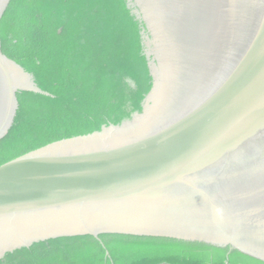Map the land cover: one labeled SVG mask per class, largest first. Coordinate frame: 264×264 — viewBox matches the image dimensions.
Segmentation results:
<instances>
[{
    "label": "water",
    "instance_id": "obj_1",
    "mask_svg": "<svg viewBox=\"0 0 264 264\" xmlns=\"http://www.w3.org/2000/svg\"><path fill=\"white\" fill-rule=\"evenodd\" d=\"M11 1L0 0V23ZM128 2L150 32L143 111L0 166V259L40 241L120 234L264 263V0ZM20 92L50 95L0 39V142Z\"/></svg>",
    "mask_w": 264,
    "mask_h": 264
},
{
    "label": "trees",
    "instance_id": "obj_2",
    "mask_svg": "<svg viewBox=\"0 0 264 264\" xmlns=\"http://www.w3.org/2000/svg\"><path fill=\"white\" fill-rule=\"evenodd\" d=\"M136 9L128 0L11 1L0 23L3 51L50 95L18 94L15 124L0 142V166L143 111L153 87L150 32ZM0 264L264 263L201 243L104 234L40 241L8 252Z\"/></svg>",
    "mask_w": 264,
    "mask_h": 264
}]
</instances>
